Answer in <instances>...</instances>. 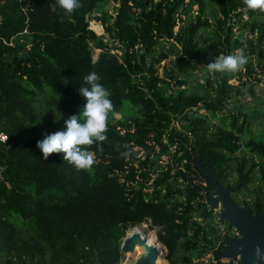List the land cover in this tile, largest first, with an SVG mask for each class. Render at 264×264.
<instances>
[{"label":"trees","instance_id":"trees-1","mask_svg":"<svg viewBox=\"0 0 264 264\" xmlns=\"http://www.w3.org/2000/svg\"><path fill=\"white\" fill-rule=\"evenodd\" d=\"M111 1L114 12L106 9ZM50 2L0 0V132L9 136L0 142V257L5 264H120L128 230L148 224L168 249L169 264H194L209 251L216 262L207 264H225L233 227L226 223L220 237L203 225L216 206L198 160L221 186L247 189L257 172L251 210L258 215L264 136L255 138L258 130L246 129L240 112L212 121L232 106L223 74H212L215 81L207 72L202 88L191 92L185 86L197 66L206 69L239 48L251 56L247 76H264V20L245 19L238 0H216L215 22L204 14L205 0H81L83 7L61 22L63 13L50 11ZM94 12L106 34L90 29ZM25 50L30 56L21 58ZM171 58L178 74L164 66L161 76L158 66ZM92 71L121 117L109 124L103 151L92 147L96 164L86 173L62 154L45 161L37 141L79 114L86 101L77 90ZM249 93L258 103L253 87ZM242 148L248 157L231 167ZM26 225L32 233L22 237Z\"/></svg>","mask_w":264,"mask_h":264},{"label":"clouds","instance_id":"clouds-1","mask_svg":"<svg viewBox=\"0 0 264 264\" xmlns=\"http://www.w3.org/2000/svg\"><path fill=\"white\" fill-rule=\"evenodd\" d=\"M243 5L251 12L264 13V0H242ZM83 7L81 0H54L49 3L50 11L56 13L59 9L64 19H71ZM250 57L243 48L230 54H220L206 64L209 74H235L243 71L249 63ZM100 75L92 71L83 77L81 87L77 90L86 103L78 115L73 114L65 120L64 130L44 134L42 140L37 141V147L46 161L53 154H62L66 161L77 172L90 173L96 164V154L103 151V144L108 140L107 133L112 120L118 119L120 113L116 110L110 91L100 82ZM127 156L128 153H121ZM256 256L264 259L261 249L257 246Z\"/></svg>","mask_w":264,"mask_h":264},{"label":"rangeland","instance_id":"rangeland-1","mask_svg":"<svg viewBox=\"0 0 264 264\" xmlns=\"http://www.w3.org/2000/svg\"><path fill=\"white\" fill-rule=\"evenodd\" d=\"M205 1H206V10H205L204 14L206 16H208L209 18H211L213 20V22H215L216 18L219 15L218 10H217V6H216V0H205ZM238 1H239L240 6H241V9L243 11V15H244L245 19H248L250 17V15L252 14V18L257 19V20H264V13L251 12V11L246 9V7L243 5L242 0H238ZM115 7H118V5L116 3H114L113 1H111V3L106 7V9H108L110 12H114ZM98 15H99V13H97V12H94L92 15H90V17H89L90 29L94 30L99 35L106 34L102 23L100 21L95 20V17ZM237 29H235V30H237ZM176 30L178 31L179 28H177ZM107 36H108V34H107ZM250 37L254 38L253 36H250ZM166 46H168V45H166ZM244 47H246V45ZM239 49H241V48H239ZM113 52L120 55L119 51H117V50H113ZM98 53H99V50L95 51V57H94L95 59H96V56ZM246 55L251 57L249 54H246ZM171 59L163 61L158 66L160 69V72H161V76H162V74L164 76V71H165L164 66H166V68L168 70H174L175 71L174 73L178 74V71H176V69L172 65H170V61H172ZM253 59H254L253 61L255 64L256 63L255 56ZM206 75H207V70L203 66H197V68L193 72V75L188 78V82H187V85L185 87L190 92L194 91L195 89L202 88V85L205 82V76ZM212 76H213V79L216 81V76H214V75H212ZM223 76L227 80L228 84L232 86V93L230 94V103L232 104V106L226 105V107L224 108V110L222 112L217 113L215 117H211L212 121L215 124H220V121L224 116H228L230 118L232 116V114L237 115L238 112H240L243 114L241 119H240V123L243 121H246L247 122L246 123V126H247L246 129L250 128L251 132H253L254 130H258L253 135L255 138L259 139V138L263 137L264 136V125H262V124H264V76H258V75L252 76V79H254V80L260 79L261 80L260 84H255L254 80H251V77L247 76L246 69H244L243 71H241L239 73H235V74H223ZM252 87L254 88V90L257 92V94L259 96L258 103H256L254 101L253 97L249 93V89ZM177 88L178 87L175 86V89H177ZM171 90H173V88ZM169 93H170V91H169ZM201 113H205V111L202 110ZM120 117H121V115H119V118ZM252 118H255L256 120L255 121L250 120ZM228 123H229V120H228ZM173 125L177 126L178 129L182 128L181 123H179V122H176ZM244 137H245V135L243 136V138ZM141 155H143V153H140L139 156H141ZM242 157H248V152L244 148H242L238 153H236L235 155L232 156V161L230 162L231 167H234L236 165V160L238 158L241 159ZM167 160H168V157H165L164 162L166 163ZM234 177H236V173L232 174V177H231L232 182H233ZM254 177H255V183L257 184V177H258L257 172L254 173ZM255 183L251 184L249 186V188H247V189H244L243 188L244 186H242V188L240 186L239 189L231 192L230 195H231L233 203L238 205L242 209L245 208V204H247V206L251 208V205L255 200V196L253 194L254 188H255ZM231 184H233V183H231ZM229 186H233V185H229ZM234 186H238V185H234ZM211 205H213V204H211ZM214 206H216V208L214 209L215 214H214L213 220L209 221V222H203V225L210 227V230L211 229L216 230L215 234L220 236V237H223V235L227 234V232H228L227 227H226V223H229V225H230V221L226 220V218H222V213L225 211V206H224L223 201L221 199H218L217 204ZM251 212H252V210H251ZM142 225L147 226L148 230L154 232L153 237H154L155 241L157 242L158 245L161 244L164 247V250L168 254V249L162 243L159 242L160 243L159 244L158 243L159 240L157 241L158 236L156 234V229H151L148 224H141L140 226H142ZM130 230L131 229L128 230L127 235H129ZM31 233H32V228L29 225L20 227V234L22 237H28V235ZM230 233H231V235H233L231 238L240 239L242 237V234L235 227H233L231 229ZM215 237H217V236H215ZM231 238H228V239H231ZM218 242L219 241L217 240L214 243L218 244ZM156 247L158 248L159 246H156ZM133 253H129L128 254L129 257ZM135 255H136V253H135ZM140 257H141V255L138 258L134 259V262L139 260ZM124 259L125 258H123V260ZM212 259H213V254H212V252L209 251L208 253H206L204 256H202L200 258H197V257L194 258L193 263L194 264H207L209 261H212ZM0 264H5V257L4 256L0 257ZM158 264H169V260L166 257L165 259H163L162 262L158 261Z\"/></svg>","mask_w":264,"mask_h":264},{"label":"water","instance_id":"water-1","mask_svg":"<svg viewBox=\"0 0 264 264\" xmlns=\"http://www.w3.org/2000/svg\"><path fill=\"white\" fill-rule=\"evenodd\" d=\"M29 56V50H25L21 58ZM171 60L173 61L174 58ZM198 165L202 173L209 179L213 188V193L207 196L208 201L216 205L218 199H221L225 206L222 218L230 221V225L242 234L240 239L231 238L227 240V247L224 249L222 257L232 258L240 255L241 264H264V259H258L256 256L257 246L260 247L262 254H264V212L254 215L247 204H245L244 209L234 204L230 193L239 189L240 185L221 186L217 173L213 169L204 167L199 160ZM138 245L143 247L144 252L135 264H158L159 258L165 259L168 255L165 250L150 245L148 239L142 237L139 233H132L124 238L121 245V253L124 256H129L128 254L133 253Z\"/></svg>","mask_w":264,"mask_h":264},{"label":"bare ground","instance_id":"bare-ground-1","mask_svg":"<svg viewBox=\"0 0 264 264\" xmlns=\"http://www.w3.org/2000/svg\"><path fill=\"white\" fill-rule=\"evenodd\" d=\"M132 233H139L142 237H146L148 239V243L150 245L157 246V243H156L155 239L153 238L152 232L150 230H148L147 226L142 225V226H136L133 229L131 228L129 235ZM133 252L134 253L132 255H130L131 258L129 259V261H131L132 263H133L134 259L138 258L140 255L143 254L144 250H143L142 246L138 245L136 247L135 251H133ZM135 253H136V255H135ZM158 261L162 262L163 258H159ZM123 264H126V263H123Z\"/></svg>","mask_w":264,"mask_h":264},{"label":"built area","instance_id":"built-area-1","mask_svg":"<svg viewBox=\"0 0 264 264\" xmlns=\"http://www.w3.org/2000/svg\"><path fill=\"white\" fill-rule=\"evenodd\" d=\"M198 8L195 7V10H197ZM6 43V41H4ZM12 44V43H11ZM189 136H191V133H188ZM9 139V136L7 133L5 132H0V142H6L7 140ZM4 170L3 167H0V180L3 179V175H2V171ZM225 235V234H224ZM218 245H220V243H218ZM216 246V249L219 248V246ZM123 258H125L123 260ZM130 257L129 256H124L122 257V260H121V263L120 264H123V263H126L127 261H129ZM221 261L225 264H241V261H240V255H237L235 257H232V258H221ZM213 262H216L214 259H213ZM135 264V262H134Z\"/></svg>","mask_w":264,"mask_h":264},{"label":"crops","instance_id":"crops-1","mask_svg":"<svg viewBox=\"0 0 264 264\" xmlns=\"http://www.w3.org/2000/svg\"><path fill=\"white\" fill-rule=\"evenodd\" d=\"M126 264H134V261L133 263L131 261H127Z\"/></svg>","mask_w":264,"mask_h":264},{"label":"flooded vegetation","instance_id":"flooded-vegetation-1","mask_svg":"<svg viewBox=\"0 0 264 264\" xmlns=\"http://www.w3.org/2000/svg\"><path fill=\"white\" fill-rule=\"evenodd\" d=\"M226 244H227V243H226ZM226 247H227V245H226ZM226 247H225V248H226Z\"/></svg>","mask_w":264,"mask_h":264}]
</instances>
